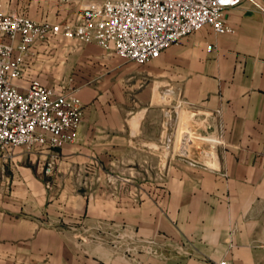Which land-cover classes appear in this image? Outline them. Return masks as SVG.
I'll return each mask as SVG.
<instances>
[{
	"label": "crops",
	"instance_id": "crops-1",
	"mask_svg": "<svg viewBox=\"0 0 264 264\" xmlns=\"http://www.w3.org/2000/svg\"><path fill=\"white\" fill-rule=\"evenodd\" d=\"M88 1L0 0L49 22ZM223 21L233 32L204 26L141 65L36 45L15 83L70 78L83 119L49 176L46 150L0 157V264H125L92 226L154 240L143 264H264V0Z\"/></svg>",
	"mask_w": 264,
	"mask_h": 264
},
{
	"label": "built area",
	"instance_id": "built-area-1",
	"mask_svg": "<svg viewBox=\"0 0 264 264\" xmlns=\"http://www.w3.org/2000/svg\"><path fill=\"white\" fill-rule=\"evenodd\" d=\"M243 1L89 0L58 22L35 21L0 2V157L18 147L46 150L49 158L42 170L49 176L59 150L78 138L83 104L70 78L50 86L31 79L24 90L15 83L37 57V44L50 48L94 43L141 65L204 26L216 34L233 32L223 12Z\"/></svg>",
	"mask_w": 264,
	"mask_h": 264
},
{
	"label": "rangeland",
	"instance_id": "rangeland-1",
	"mask_svg": "<svg viewBox=\"0 0 264 264\" xmlns=\"http://www.w3.org/2000/svg\"><path fill=\"white\" fill-rule=\"evenodd\" d=\"M158 181V180H157ZM160 196H153V199L157 201ZM100 228H96L95 226L89 227L86 235L89 233L96 238V232L101 239L100 244L104 247H109L115 251L117 255H119V259L123 261L125 264L128 262L134 264H143L144 263V255H148V259L150 256L156 257L158 254L155 251L158 248V244L154 242V240H149L146 243L137 241L135 237H129L128 233L123 231V228H120L118 231L111 230L110 227L104 228L103 232ZM95 244V243H94ZM147 253H146V252ZM146 256V255H145ZM158 257V256H157Z\"/></svg>",
	"mask_w": 264,
	"mask_h": 264
}]
</instances>
